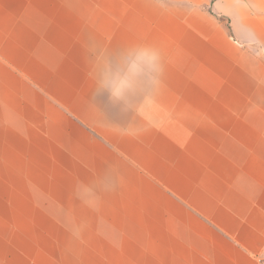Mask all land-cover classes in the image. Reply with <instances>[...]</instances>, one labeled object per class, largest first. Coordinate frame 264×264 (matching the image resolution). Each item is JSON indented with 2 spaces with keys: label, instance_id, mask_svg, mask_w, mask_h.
<instances>
[{
  "label": "crops",
  "instance_id": "crops-1",
  "mask_svg": "<svg viewBox=\"0 0 264 264\" xmlns=\"http://www.w3.org/2000/svg\"><path fill=\"white\" fill-rule=\"evenodd\" d=\"M94 41L161 50L135 114L93 96ZM263 261L264 0H0V264Z\"/></svg>",
  "mask_w": 264,
  "mask_h": 264
},
{
  "label": "clouds",
  "instance_id": "clouds-1",
  "mask_svg": "<svg viewBox=\"0 0 264 264\" xmlns=\"http://www.w3.org/2000/svg\"><path fill=\"white\" fill-rule=\"evenodd\" d=\"M93 79V96L107 94L111 105L122 113L135 114L140 104L162 86L165 72L161 50L148 43L106 47L100 42L88 45ZM119 177L109 165L93 180L77 181L75 197L86 207L100 206L105 195L117 190Z\"/></svg>",
  "mask_w": 264,
  "mask_h": 264
},
{
  "label": "rangeland",
  "instance_id": "rangeland-1",
  "mask_svg": "<svg viewBox=\"0 0 264 264\" xmlns=\"http://www.w3.org/2000/svg\"><path fill=\"white\" fill-rule=\"evenodd\" d=\"M49 173H21V185L58 184L57 179L46 177ZM60 179V178H59Z\"/></svg>",
  "mask_w": 264,
  "mask_h": 264
},
{
  "label": "built area",
  "instance_id": "built-area-1",
  "mask_svg": "<svg viewBox=\"0 0 264 264\" xmlns=\"http://www.w3.org/2000/svg\"><path fill=\"white\" fill-rule=\"evenodd\" d=\"M262 264H264V261H263V263Z\"/></svg>",
  "mask_w": 264,
  "mask_h": 264
}]
</instances>
